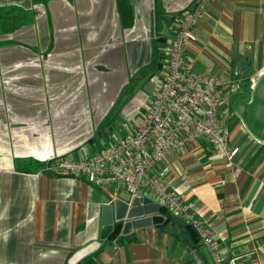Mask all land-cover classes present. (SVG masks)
I'll use <instances>...</instances> for the list:
<instances>
[{"label":"crops","instance_id":"0c3cea01","mask_svg":"<svg viewBox=\"0 0 264 264\" xmlns=\"http://www.w3.org/2000/svg\"><path fill=\"white\" fill-rule=\"evenodd\" d=\"M196 1L128 0L124 24L119 0H0V264H238L249 254L257 261L245 264H264V0H207L186 51L187 64L225 80L232 161L203 136L166 158V179L218 238L221 263L162 209L163 222L105 235L103 205L129 201L125 185L37 166L135 128L142 115L122 108L154 91L164 44Z\"/></svg>","mask_w":264,"mask_h":264},{"label":"built area","instance_id":"2783aa9c","mask_svg":"<svg viewBox=\"0 0 264 264\" xmlns=\"http://www.w3.org/2000/svg\"><path fill=\"white\" fill-rule=\"evenodd\" d=\"M206 2L197 0L181 12L178 29L164 44L165 68L154 91L149 97L135 94L132 103L122 108L127 118L137 112L142 115L135 128L125 133L114 131L89 154H58L44 166L55 172L84 175L99 185L121 182L131 194L129 203L134 197L142 202L145 196L159 201L167 212L193 225L216 262L221 263L218 238L206 227L193 202L185 200L166 179L168 152L199 136L211 143L215 157L232 161L239 149V145H229V126L221 114L224 78L186 62V51L195 38L194 25ZM248 260L256 262L257 258L249 254L238 264Z\"/></svg>","mask_w":264,"mask_h":264},{"label":"water","instance_id":"95a60500","mask_svg":"<svg viewBox=\"0 0 264 264\" xmlns=\"http://www.w3.org/2000/svg\"><path fill=\"white\" fill-rule=\"evenodd\" d=\"M161 209L162 204L149 196H145L142 202L139 197H134L131 203L120 198L114 202L104 203L102 233L109 234L118 220L121 222L123 232H128L133 227L163 222L166 215L161 212Z\"/></svg>","mask_w":264,"mask_h":264},{"label":"trees","instance_id":"16d2710c","mask_svg":"<svg viewBox=\"0 0 264 264\" xmlns=\"http://www.w3.org/2000/svg\"><path fill=\"white\" fill-rule=\"evenodd\" d=\"M119 5H120V12L122 15V19H123V23L124 24H130L132 21V8L130 6V4L128 3V0H119ZM48 160V159H47ZM46 160V161H47ZM46 161H37V166H39L40 164L45 165ZM36 162V161H33ZM39 164V165H38ZM36 166V167H37ZM30 167V166H28ZM27 167V168H28ZM34 167H30V170L33 169ZM162 210H164L167 213V222H169L170 220H175L177 217L169 212H167V209L165 206L162 205ZM180 219V218H179ZM181 222H183V224L189 228V230H192L196 233V235H198L195 227L187 222H184L182 219H180ZM121 222L118 220L115 224L114 227L112 228V230L109 232V237L115 236L120 230H121ZM199 236V235H198ZM87 263V259H82L81 261H79L77 264H86Z\"/></svg>","mask_w":264,"mask_h":264},{"label":"rangeland","instance_id":"374dc122","mask_svg":"<svg viewBox=\"0 0 264 264\" xmlns=\"http://www.w3.org/2000/svg\"><path fill=\"white\" fill-rule=\"evenodd\" d=\"M142 91H143V89H140V92H142ZM144 92H145V91H144ZM109 130H110V131H109ZM114 131L119 132V133H122V132H123L121 128L117 127V129H116V128L113 127L112 129L109 128V129L107 130L108 133H107V132L104 133V136H107V135L109 136V134H112ZM106 138H107V137H106ZM96 140H97L98 142L101 141V139H100L99 137H97ZM18 163H19V162H18ZM121 192L124 193L125 191H122V190H121Z\"/></svg>","mask_w":264,"mask_h":264}]
</instances>
